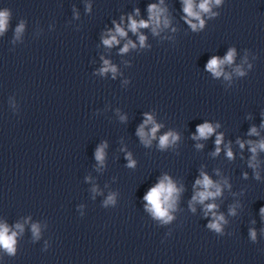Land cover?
<instances>
[{"label":"clouds","instance_id":"obj_1","mask_svg":"<svg viewBox=\"0 0 264 264\" xmlns=\"http://www.w3.org/2000/svg\"><path fill=\"white\" fill-rule=\"evenodd\" d=\"M213 3V0H201V2L198 4L199 11H194V0H183V11L187 14V17H192L197 20H199V27H203L204 21L200 19V13H208L210 11V6ZM214 3L216 5H219L221 3V0H214ZM137 15L139 14V9L135 10ZM148 19H140L137 21L133 18V16H128V30H130L133 33H137L139 29L142 28H148L150 25H152V31L154 34H156V28L160 26L162 22V14L164 12V9H161L157 6V4H149L148 8ZM215 15V14H213ZM8 20H9V13L5 11H0V34H2L7 26H8ZM121 22H123V17L121 18ZM186 22L190 24L193 30H196L198 25L193 24L190 19H186ZM115 25V32L113 33L111 30H109L108 36L106 38H103V44L107 47H112L113 45H118L119 40L117 37H125L127 35V32L123 27H121L120 24ZM163 24L165 27L168 25L167 18H163ZM23 24L19 25L16 28V33L19 35L20 32L23 31ZM146 37L144 35L139 36L140 45L143 46L145 43ZM129 47H136V45L129 41L127 44H125L121 49V53L127 52L129 50ZM235 56V50L230 49L227 55L220 59L218 57H212L206 64V69L210 72H212L215 76H220L222 74V68L221 66L224 64H231L233 61V58ZM111 71L112 73L116 72V68L110 64L108 60L104 61V67L101 69V73ZM237 72H239L240 75H243V72H240L239 69H237ZM152 124V128L150 129V132H145V126ZM215 127H219V125H216ZM261 127H264V123L261 124ZM160 125L156 124L153 120V117L151 115L145 114V119L143 121V124L140 125V127L137 129V135L140 137L141 141L145 145H149L151 143V140L156 137V133L159 130ZM196 132L198 135L194 136V139H208L210 136H212L215 132V128L211 123L205 122L203 124L197 125ZM250 136H258L259 133L257 131L256 127H252L249 131ZM179 139V136L174 132H168L164 135H162L159 138V147L161 149L167 148L169 145L174 144ZM223 142V134H217L215 138V152L213 155H218L221 152V144ZM239 146L241 149L245 147V144L249 146V151L252 153V156L249 160V167L255 169L257 167V164L255 163L256 157L258 154V151H264V139L259 141H238ZM197 147H202V145H197ZM226 148V156L229 160L234 159L233 152L231 150L230 146H225ZM95 158L97 161L103 163L104 160V151L103 147L97 148L95 152ZM128 158V167H134L135 161L131 159V156L129 154ZM245 178L247 177V173L244 174ZM200 177L195 181V186H199L200 189L196 191L195 195L192 197V202H199L201 204H204L206 200L209 199H215L216 197L221 195V185L220 183L214 182L207 174L204 172L200 173ZM259 174H256V179H259ZM224 184L228 187H231L228 185L227 180L224 181ZM180 189H178L175 185V183L172 181L170 177L167 175L164 176L163 179H161L156 185L152 186L147 193L143 196V199L147 202V208L152 213V215L160 219L163 223L170 222L173 217L169 214V211L175 208L176 200L178 198V193ZM107 203H114V198L112 196H109L108 200L105 202ZM217 206L214 203H209L205 205V215L208 213H212V216L214 217V221L210 222L207 227L209 229H212L216 232H221L222 227L221 224L224 222V217L222 215L217 216L215 211H213ZM195 211V209H192ZM232 214H235L234 209L230 210ZM260 212L262 215H264V207L260 209ZM18 228H20V225H17ZM33 234L38 236L39 229L36 225H33L32 227ZM9 229L7 226L0 225V247L4 248L10 255L15 254V236L16 233L13 232L11 235L8 234ZM251 238L255 240L256 233L255 231H251L250 233Z\"/></svg>","mask_w":264,"mask_h":264}]
</instances>
